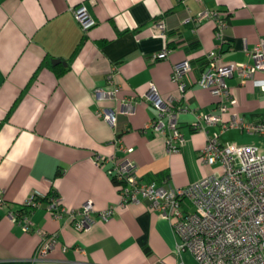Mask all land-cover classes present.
I'll return each mask as SVG.
<instances>
[{
    "label": "crops",
    "instance_id": "crops-1",
    "mask_svg": "<svg viewBox=\"0 0 264 264\" xmlns=\"http://www.w3.org/2000/svg\"><path fill=\"white\" fill-rule=\"evenodd\" d=\"M80 4L94 19L86 31L73 14ZM203 10L227 16L223 42L214 35L213 20H195ZM161 22L165 29L158 26ZM260 39L264 0H0V193L7 201L0 208V261L198 264L190 252L176 253L171 222L146 201L120 204L108 170L127 155L145 182L159 183L169 175L174 185L186 186L208 175L214 167L199 154L208 135L191 126L195 112L216 107V97L198 83L206 55L215 49L223 62L252 63L250 51ZM165 48L166 57L154 58ZM184 59L192 69L183 75L181 92L172 72ZM254 76L264 78V69ZM150 83L163 98H178L187 109L179 115L185 143L177 152L169 153L165 137L148 127L157 116L144 97ZM227 83L237 99L231 112L248 120L264 114V94L257 87L241 83L237 73ZM114 88L111 98L96 95ZM126 101L134 106L130 114L121 111ZM101 111L115 115L113 125ZM218 131L212 126L208 134ZM242 136L256 135L230 129L219 139L252 143L237 142ZM126 147L133 150L126 154ZM95 156L112 158L99 165ZM53 193L66 207L91 201L95 211L109 205L116 211L109 220L79 231L66 218L48 214L46 197ZM31 195L42 200L24 231L8 209ZM49 234L58 241L39 257L37 249Z\"/></svg>",
    "mask_w": 264,
    "mask_h": 264
},
{
    "label": "built area",
    "instance_id": "built-area-1",
    "mask_svg": "<svg viewBox=\"0 0 264 264\" xmlns=\"http://www.w3.org/2000/svg\"><path fill=\"white\" fill-rule=\"evenodd\" d=\"M73 14L83 31L94 24L84 4L74 7ZM205 18L213 20L214 35L223 42L227 16L219 10H203L195 20L199 22ZM158 26L165 29L163 22ZM168 51L165 48L154 58H164ZM250 56L252 63L223 62L221 54L215 49L206 55L207 66L201 72L198 83L216 97V107L208 112H195L191 126L208 135L199 153L203 163L214 167L208 175L186 186L174 185L169 175L162 177L159 183L145 182L139 179L136 165L127 155L108 170L111 178L115 179L120 204L146 201L151 209L171 222L178 238L176 253L180 255L188 251L198 264H264V151L253 143L221 142L219 139L230 129L264 138V114L248 120L237 112H231L237 99L227 78L233 73L238 74L241 83L249 81L264 94V78L254 76L256 71L264 69V39H260L250 51ZM191 69L187 59L173 66L172 79L181 92L184 90L183 75ZM116 91L117 88L99 89L96 95L111 98ZM144 97L157 110V116L148 127L165 137L169 153L179 151L185 143L179 115L187 109L178 104V98H163L154 83H150ZM133 110L134 106L129 101L122 103L123 113L130 114ZM227 113L229 117L224 119ZM98 114L109 124H114L116 117L113 113L101 111ZM212 126H218L219 131L209 135ZM124 150L128 154L133 148L126 147ZM111 158L95 156V161L102 165ZM40 205V197L31 195L18 208L8 209V214L24 231H28L32 224L30 214ZM5 206L7 201L0 193V208ZM46 211L56 220L66 218L76 230L81 231L90 228L97 220H109L116 206L109 205L95 211L92 202L86 201L79 208L66 207L61 197L53 193L47 198ZM57 241L56 234L44 235L36 255L45 256Z\"/></svg>",
    "mask_w": 264,
    "mask_h": 264
},
{
    "label": "rangeland",
    "instance_id": "rangeland-1",
    "mask_svg": "<svg viewBox=\"0 0 264 264\" xmlns=\"http://www.w3.org/2000/svg\"><path fill=\"white\" fill-rule=\"evenodd\" d=\"M236 140H238L237 142H252V143H256L260 148H261V150H263L264 149V138H262V137H258V136H248V137H246V136H242V137H239L238 139H236Z\"/></svg>",
    "mask_w": 264,
    "mask_h": 264
},
{
    "label": "trees",
    "instance_id": "trees-1",
    "mask_svg": "<svg viewBox=\"0 0 264 264\" xmlns=\"http://www.w3.org/2000/svg\"><path fill=\"white\" fill-rule=\"evenodd\" d=\"M112 180H113V182H115V179H112ZM47 198H48V197H46V200H47ZM40 199H41V198H40ZM41 200H42V199H41ZM21 210H23V209H21ZM24 211L26 212V211H28V210H24ZM24 211H23V212H24Z\"/></svg>",
    "mask_w": 264,
    "mask_h": 264
},
{
    "label": "water",
    "instance_id": "water-1",
    "mask_svg": "<svg viewBox=\"0 0 264 264\" xmlns=\"http://www.w3.org/2000/svg\"><path fill=\"white\" fill-rule=\"evenodd\" d=\"M55 61H58V59H54V61H53V62H55Z\"/></svg>",
    "mask_w": 264,
    "mask_h": 264
}]
</instances>
